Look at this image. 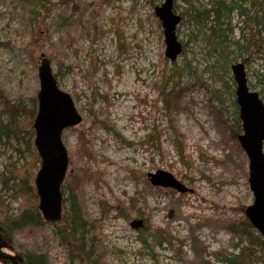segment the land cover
<instances>
[{
  "label": "rangeland",
  "instance_id": "obj_1",
  "mask_svg": "<svg viewBox=\"0 0 264 264\" xmlns=\"http://www.w3.org/2000/svg\"><path fill=\"white\" fill-rule=\"evenodd\" d=\"M39 1L51 9L39 24L46 42L33 46L37 24L26 4L0 0V200L16 212L19 199L7 179L28 161L34 138L19 131L2 102L27 105L36 97L37 67L46 57L81 116L61 137L68 154L62 216L74 195L83 215L95 221L102 248L98 264H227L222 259L246 245L225 224L252 204L253 194L247 157L236 145L242 129L234 137L219 131L209 93L200 84L235 125L231 65L243 63L248 87L264 93V28L261 52H252L250 30L232 7L218 19L224 29L219 46L210 30L214 14L189 16L210 10L213 0H175L182 51L170 62L154 13L163 0ZM237 1L222 0L229 7ZM242 6L248 8V0ZM175 81L183 88L181 97L175 110L166 111L157 87L168 90ZM156 170L171 173L192 191L152 186L147 173ZM54 230L45 223L15 240L44 254L47 264H77L69 261ZM254 235L262 240L256 230ZM1 252L10 255L4 247Z\"/></svg>",
  "mask_w": 264,
  "mask_h": 264
},
{
  "label": "trees",
  "instance_id": "obj_2",
  "mask_svg": "<svg viewBox=\"0 0 264 264\" xmlns=\"http://www.w3.org/2000/svg\"><path fill=\"white\" fill-rule=\"evenodd\" d=\"M22 1L27 6L26 8L30 20H34L35 25L37 24L33 30L31 45H40L39 43L44 45L46 42V30H41L39 24L42 23V19L47 17L46 15L51 9V5L45 6L40 3L39 0ZM69 1L75 4L77 3L76 0H68V2ZM245 1L246 0H238L229 7V5H225L222 0H213V6L210 10L197 11L189 16L192 19H195L196 16H205L208 18L212 12L214 16L212 20L213 25L210 27L212 31L211 35L213 43L220 46V43L224 39V29L221 28V23L218 19L220 16L227 15L230 8L234 7L242 17L244 25L250 30V36L248 38L250 50L258 53L261 52L263 43L262 38L259 37V31L264 28V0H248V8L242 6V3ZM174 2L175 0H173V4ZM261 54L264 57V53L261 52ZM54 76L57 78L56 74ZM173 77L178 79L179 72L177 71L176 74H173ZM200 87L206 94L209 93L208 101L210 103V112L214 116L219 131L223 134H229L232 137L236 136L237 129H241L239 117H237L235 125L229 123L222 109L212 102L209 89L203 84H200ZM157 89L163 108L166 111L175 110V106L179 102L183 89L179 86L178 81L172 83L171 86L168 87V90L164 89L163 86H158ZM259 96L264 103L263 91L259 92ZM2 103L7 109L9 117L17 124L19 131L24 136L31 139L34 136L32 122L36 114V97H30L27 105H23L20 102L14 104ZM17 117L21 119L18 120ZM2 131L7 133V130ZM236 145L238 146V143H236ZM30 151L31 154L29 155L28 161L22 166L14 168L7 179V181H12L11 186H9L12 191V196L15 199H19L16 212H10L8 207L0 200V250L2 247L8 249L9 253L16 258L18 264H47L44 254H33L24 244L15 240L16 235L20 232L35 230L43 227L45 223H47L43 220L38 210V197L33 185L34 174L38 169L39 163L34 145H32ZM75 186L77 185L75 184ZM69 189L72 191L71 188ZM68 203V212L66 215L61 216V224L55 225L56 223H50L55 226L54 234L58 237L61 246L65 248L70 262L77 261V264H98L102 248L99 236L94 232L95 221L87 219L83 215L80 208V201L74 195H69ZM240 210L242 214L226 222L225 225L228 229L227 231H229L233 237L245 242L246 248L243 246L238 248V252L232 255V258L224 257L222 261H226L227 264H264V247L262 245V240L259 236L254 235L255 229L245 217L244 208L241 207ZM236 245L238 247V244ZM254 247H258V254H255L256 249ZM253 251L254 253H251ZM201 264H209V262L201 260Z\"/></svg>",
  "mask_w": 264,
  "mask_h": 264
},
{
  "label": "water",
  "instance_id": "obj_3",
  "mask_svg": "<svg viewBox=\"0 0 264 264\" xmlns=\"http://www.w3.org/2000/svg\"><path fill=\"white\" fill-rule=\"evenodd\" d=\"M154 13L163 29L164 55L173 62L182 51L175 33L182 17L174 11L173 0H163L154 8ZM231 71L242 129L236 138L247 157V181L253 194V202L245 207L244 215L261 235L264 247V103L259 93L248 87L243 63H233ZM37 75L39 89L32 128L33 145L40 164L34 175L33 185L38 197L37 207L43 220L57 223L62 216L61 185L68 167V154L62 142V132L77 125L81 116L71 96L59 88L48 58L40 60ZM147 179L152 186L172 188L180 193L192 191L167 171L149 172ZM10 257L15 258L12 255Z\"/></svg>",
  "mask_w": 264,
  "mask_h": 264
},
{
  "label": "flooded vegetation",
  "instance_id": "obj_4",
  "mask_svg": "<svg viewBox=\"0 0 264 264\" xmlns=\"http://www.w3.org/2000/svg\"><path fill=\"white\" fill-rule=\"evenodd\" d=\"M11 255V254H10ZM10 255H5L0 250V263L1 264H18L16 258L12 259Z\"/></svg>",
  "mask_w": 264,
  "mask_h": 264
}]
</instances>
